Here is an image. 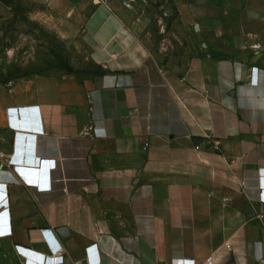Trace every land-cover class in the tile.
I'll list each match as a JSON object with an SVG mask.
<instances>
[{"label":"crops","instance_id":"obj_1","mask_svg":"<svg viewBox=\"0 0 264 264\" xmlns=\"http://www.w3.org/2000/svg\"><path fill=\"white\" fill-rule=\"evenodd\" d=\"M32 1L86 68L0 84V264H264V0Z\"/></svg>","mask_w":264,"mask_h":264},{"label":"rangeland","instance_id":"obj_2","mask_svg":"<svg viewBox=\"0 0 264 264\" xmlns=\"http://www.w3.org/2000/svg\"><path fill=\"white\" fill-rule=\"evenodd\" d=\"M0 13V84L31 75L76 72L85 65L59 37L58 13L32 0H10ZM51 12V14L49 13Z\"/></svg>","mask_w":264,"mask_h":264},{"label":"built area","instance_id":"obj_3","mask_svg":"<svg viewBox=\"0 0 264 264\" xmlns=\"http://www.w3.org/2000/svg\"><path fill=\"white\" fill-rule=\"evenodd\" d=\"M133 5H134L133 2H131V1L124 2V7L127 8V9H132L133 8ZM51 188L52 187L50 186L48 192L51 191ZM47 190H48V188H47ZM261 202L264 204V191L261 192ZM262 218H264V217H262ZM44 236H45V238H46L47 241H50L52 239V236H51V234H50L49 231H44ZM17 252L21 256H26V255L28 256V255H30V258L31 259H35L38 262H44L45 261V259H43L41 256H37V255H35L33 253H30L29 251H27V249H24V248L17 247ZM87 252L92 257V256H94L96 254L97 251L95 249V246H93V247L88 248ZM55 258H57L56 259L57 262H60L61 263L62 262V259H63V256H61V257H55ZM30 264H34V262L31 261ZM204 264H213V260L212 259H209Z\"/></svg>","mask_w":264,"mask_h":264},{"label":"clouds","instance_id":"obj_4","mask_svg":"<svg viewBox=\"0 0 264 264\" xmlns=\"http://www.w3.org/2000/svg\"><path fill=\"white\" fill-rule=\"evenodd\" d=\"M53 253H55V254H53ZM51 254H53V255H56L57 253L56 252H52ZM27 257V258H26ZM25 257V259H26V262H25V264H30V262H31V260H30V255H28V256H26ZM50 259L51 257L50 256H46V255H44V259ZM89 264H92V262L91 261H89Z\"/></svg>","mask_w":264,"mask_h":264}]
</instances>
